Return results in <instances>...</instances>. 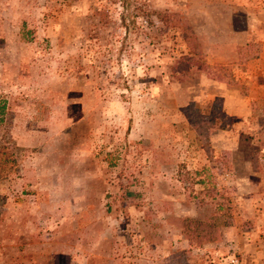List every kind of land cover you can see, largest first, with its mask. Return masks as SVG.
I'll return each instance as SVG.
<instances>
[{"label":"rangeland","instance_id":"1","mask_svg":"<svg viewBox=\"0 0 264 264\" xmlns=\"http://www.w3.org/2000/svg\"><path fill=\"white\" fill-rule=\"evenodd\" d=\"M0 264H264V0H0Z\"/></svg>","mask_w":264,"mask_h":264},{"label":"trees","instance_id":"2","mask_svg":"<svg viewBox=\"0 0 264 264\" xmlns=\"http://www.w3.org/2000/svg\"><path fill=\"white\" fill-rule=\"evenodd\" d=\"M219 101L220 98L215 97L211 101V106L206 114L199 112L193 101L184 107L183 110L189 123L199 134L211 133L217 129H225L228 126L230 116Z\"/></svg>","mask_w":264,"mask_h":264},{"label":"crops","instance_id":"3","mask_svg":"<svg viewBox=\"0 0 264 264\" xmlns=\"http://www.w3.org/2000/svg\"><path fill=\"white\" fill-rule=\"evenodd\" d=\"M258 54H259V52L257 53V55ZM260 54H262V53H260ZM209 81L206 82V85L210 86L209 91H211V92H209L210 93L209 96L212 98L216 97V96H220L223 98L224 101H229V98L231 95L228 91L229 88H228L227 83L222 81V80H209ZM226 112L228 113L229 111L227 110ZM235 113L236 112H233V114H235Z\"/></svg>","mask_w":264,"mask_h":264}]
</instances>
